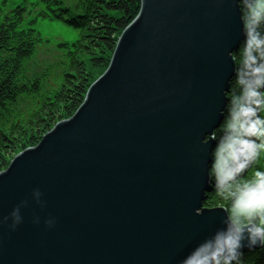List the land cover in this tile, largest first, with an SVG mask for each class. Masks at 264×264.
<instances>
[{
    "label": "water",
    "instance_id": "1",
    "mask_svg": "<svg viewBox=\"0 0 264 264\" xmlns=\"http://www.w3.org/2000/svg\"><path fill=\"white\" fill-rule=\"evenodd\" d=\"M242 39L233 0H140L75 114L0 173V220L29 201L0 264H178L222 227L208 153Z\"/></svg>",
    "mask_w": 264,
    "mask_h": 264
},
{
    "label": "trees",
    "instance_id": "2",
    "mask_svg": "<svg viewBox=\"0 0 264 264\" xmlns=\"http://www.w3.org/2000/svg\"><path fill=\"white\" fill-rule=\"evenodd\" d=\"M78 8L82 12L71 15L62 0H33L31 11L0 3V173L15 154L37 146L58 122L75 114L90 85L108 68L140 0H79ZM39 18L63 21L81 33L71 46L59 44L58 58L44 68L35 61L43 43ZM256 166L264 167V159ZM204 207H220L213 178ZM241 264H264V246L242 252Z\"/></svg>",
    "mask_w": 264,
    "mask_h": 264
},
{
    "label": "clouds",
    "instance_id": "3",
    "mask_svg": "<svg viewBox=\"0 0 264 264\" xmlns=\"http://www.w3.org/2000/svg\"><path fill=\"white\" fill-rule=\"evenodd\" d=\"M233 2L243 39L229 53L234 79L225 94L223 120L211 134L207 169L223 209V226L196 243L178 264H241L243 248L264 246V167L256 166L264 159V0ZM41 196L39 189L33 190V199L43 204ZM28 204L22 200L0 223L14 230ZM44 223L52 227L55 218Z\"/></svg>",
    "mask_w": 264,
    "mask_h": 264
},
{
    "label": "rangeland",
    "instance_id": "4",
    "mask_svg": "<svg viewBox=\"0 0 264 264\" xmlns=\"http://www.w3.org/2000/svg\"><path fill=\"white\" fill-rule=\"evenodd\" d=\"M4 1L12 8L25 6L29 11L32 10L33 0H0V3ZM62 1L66 7L71 9V15L82 12V10L78 8L79 0ZM36 29L43 38V43L38 47L35 57L36 65H38L39 68H44L46 64L51 65L55 62L59 55L57 50L59 44L67 43L71 46L81 37L80 31L65 24L63 21H50L39 18L37 20ZM18 154H15L13 158Z\"/></svg>",
    "mask_w": 264,
    "mask_h": 264
}]
</instances>
